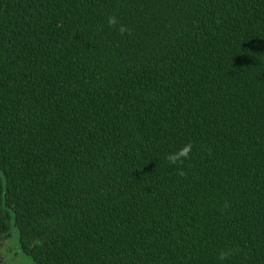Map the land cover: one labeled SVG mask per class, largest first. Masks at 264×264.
I'll list each match as a JSON object with an SVG mask.
<instances>
[{"label": "trees", "instance_id": "obj_1", "mask_svg": "<svg viewBox=\"0 0 264 264\" xmlns=\"http://www.w3.org/2000/svg\"><path fill=\"white\" fill-rule=\"evenodd\" d=\"M8 251L264 264V0H0Z\"/></svg>", "mask_w": 264, "mask_h": 264}, {"label": "clouds", "instance_id": "obj_2", "mask_svg": "<svg viewBox=\"0 0 264 264\" xmlns=\"http://www.w3.org/2000/svg\"><path fill=\"white\" fill-rule=\"evenodd\" d=\"M108 23L110 25H116L118 23L117 18L115 16H111L108 19ZM193 145L191 143L186 144L182 148L170 153L167 156V159L170 163L176 164L184 159H187L192 151ZM221 259H223V255L221 256Z\"/></svg>", "mask_w": 264, "mask_h": 264}, {"label": "rangeland", "instance_id": "obj_3", "mask_svg": "<svg viewBox=\"0 0 264 264\" xmlns=\"http://www.w3.org/2000/svg\"><path fill=\"white\" fill-rule=\"evenodd\" d=\"M17 237V235H15ZM9 256L7 258V262L6 264H15V262L13 261V251H8ZM20 260L21 262H19V264H33L31 260H29L28 258L24 257L23 254H20Z\"/></svg>", "mask_w": 264, "mask_h": 264}]
</instances>
